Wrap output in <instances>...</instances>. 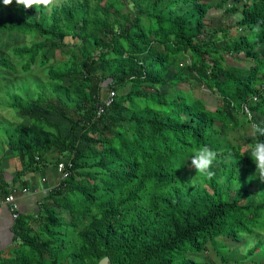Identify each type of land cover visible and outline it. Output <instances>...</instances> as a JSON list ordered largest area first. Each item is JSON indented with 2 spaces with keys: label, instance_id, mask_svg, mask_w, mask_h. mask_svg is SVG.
Returning a JSON list of instances; mask_svg holds the SVG:
<instances>
[{
  "label": "trees",
  "instance_id": "obj_1",
  "mask_svg": "<svg viewBox=\"0 0 264 264\" xmlns=\"http://www.w3.org/2000/svg\"><path fill=\"white\" fill-rule=\"evenodd\" d=\"M234 1L217 7L238 15L235 25L212 28L211 0H67L27 10L13 0L0 13V93L7 88L4 108L22 120L0 125V177L4 152L24 163L17 177L43 163L69 173L36 214L20 213V242L0 264H218L197 260L209 245L223 264L235 251L240 261L264 258V181L246 153L264 136H226L246 130L242 105L253 97L252 118L264 127V0ZM38 62L49 65L47 81L12 85ZM104 88L116 92L109 106ZM204 145L224 162H214L211 180L189 161ZM12 190L0 179L2 198ZM226 238L243 244L232 253Z\"/></svg>",
  "mask_w": 264,
  "mask_h": 264
},
{
  "label": "crops",
  "instance_id": "obj_2",
  "mask_svg": "<svg viewBox=\"0 0 264 264\" xmlns=\"http://www.w3.org/2000/svg\"><path fill=\"white\" fill-rule=\"evenodd\" d=\"M2 169L4 170L1 181H5L10 188L18 190V204L20 213L34 215L39 211V205L50 193V190L60 183L58 167L52 163H43L22 176L18 173L24 168V163L16 157L2 153ZM2 199V195H0ZM16 220L8 207L0 208V260L10 257L20 242L16 239Z\"/></svg>",
  "mask_w": 264,
  "mask_h": 264
},
{
  "label": "rangeland",
  "instance_id": "obj_3",
  "mask_svg": "<svg viewBox=\"0 0 264 264\" xmlns=\"http://www.w3.org/2000/svg\"><path fill=\"white\" fill-rule=\"evenodd\" d=\"M65 1H67V0H53V3L51 4V6L59 5L60 3H63ZM211 2L216 7L213 8L209 12L208 17L206 19V23H207L206 25H208L209 28L217 27V26L222 25L220 23H224V24H226L228 26L235 25L234 22L239 19L238 15H234V16L227 15L225 13V9L224 8L217 7V5L222 2V0H211ZM234 2H235L234 0H229V3L234 4ZM16 7L17 6L11 7V5L10 6H4L2 0H0V13L1 14L8 13V11H12V9H15ZM120 8L125 13L129 12V9L126 8V7H120ZM233 31L235 32V30H233ZM17 35L18 34H12V35L9 36V39L10 40H15L14 37H16V39L19 38L20 36H17ZM221 37H223V36L221 35ZM19 41H21V40H19ZM66 41L70 42V43L71 42H75V40L72 39L71 37L67 38ZM8 56L9 57H18L20 55H18L16 53V54H12V55L8 54ZM236 57L237 58H243V55H237ZM49 60H51L54 63L59 62V60L55 58L54 53L50 54ZM229 61L233 65L234 64L238 65L237 62H235V61H232V60H229ZM35 66L36 67H34L33 70L30 73H28V74L21 73V75H19L20 79L18 81H14V83L12 85L16 84V86H20L22 84V82H27L30 85V87H34L35 83H37L39 81V78H41V77H42V81L43 82L47 81L48 80V75H47V71L46 70H47L49 65L47 67L42 68V67H40V63L38 62ZM238 66L243 67V66H248V64L247 63H240ZM185 84H183V85L186 86V87L187 86L189 87V83H185ZM168 88H169V86L165 85V87H163V90L167 91ZM32 92H33L32 95H34V93L36 95H38V93L36 91L32 90ZM108 92H109V90H107L106 88H104L102 90V94L105 97L108 94ZM6 96H7V88H4L2 90V92L0 93V103H3L2 104L3 107L0 106V125L5 123V122H11V121H15V120H16V122H21L22 121L21 119L16 118L17 115H13V116L11 115L12 112H14L13 110H9V109L6 110L4 108L5 103L8 102L7 100H5ZM202 97H203L204 101L206 102V104L208 106H210V108H212V109H214L215 105L218 103V100L216 99V97L213 94H210L209 90H207L206 88H204V90H203ZM7 99H9V98H7ZM258 119L260 121H262L264 119V116H262V113L259 114ZM24 120H26V119L24 118ZM236 134H241V132L236 131ZM226 136H228L227 137L228 139L233 140V137L236 136V135L233 134V132H232L231 135L227 134ZM241 143L245 144L243 141ZM6 150H8V146L6 147ZM189 161H191L190 158H189ZM234 185H235V187H239V185H240L239 181H237ZM225 240H226L227 244L229 245L231 251H232V249L241 247V245L243 244V242H241V243L237 242V241H235L232 238H226ZM209 247H210L209 251L208 252H203V255L202 256L200 255L199 257H197V260L200 261V262H206V263L211 262V261H217L218 264H223L221 262V260L218 259L215 256V251L213 250L212 246L209 245ZM232 253H233V251H232ZM233 254H234V256L233 255L231 256L232 257L231 261L226 262V264H264V258L258 259L257 261H254V262L251 259L250 260L249 259H245L244 261H240L238 259V257H236L237 256L236 251Z\"/></svg>",
  "mask_w": 264,
  "mask_h": 264
},
{
  "label": "clouds",
  "instance_id": "obj_4",
  "mask_svg": "<svg viewBox=\"0 0 264 264\" xmlns=\"http://www.w3.org/2000/svg\"><path fill=\"white\" fill-rule=\"evenodd\" d=\"M4 6H10L13 4V0H2ZM53 3V0H15V4L17 6H22L24 9H31L40 6L48 7ZM250 103L258 102V97H253L252 100L249 101ZM247 102L242 105L243 114L248 116L249 124H246V130H240L241 134L245 135V143L248 141V138L264 136V127L259 126L252 118L251 114V104ZM263 116V115H262ZM264 121V119L262 120ZM261 121V122H262ZM236 131H238L236 129ZM236 131L233 134H236ZM232 133V132H231ZM231 133H228L231 135ZM228 137V136H227ZM235 137V136H234ZM233 137V139H234ZM231 140V139H229ZM233 141V140H232ZM250 151L246 152L249 153L253 162L256 166V173L261 179L264 181V141L256 140L254 145L249 146ZM219 153L211 148L210 146L204 145L199 148L193 149V153L190 157L191 166L195 168L196 173L201 174L202 176L206 177L207 179L211 180L215 176V172L212 170L214 162L217 161ZM225 161H228L226 159ZM221 165H224L223 160L217 161L215 167L219 169ZM222 170H220V173ZM237 180L235 181V183Z\"/></svg>",
  "mask_w": 264,
  "mask_h": 264
},
{
  "label": "built area",
  "instance_id": "obj_5",
  "mask_svg": "<svg viewBox=\"0 0 264 264\" xmlns=\"http://www.w3.org/2000/svg\"><path fill=\"white\" fill-rule=\"evenodd\" d=\"M115 96H116V92L111 90L106 95V97L103 99V102H105V104L109 106L113 103ZM103 111H104V108L101 107L98 114L101 115ZM58 171L60 172L62 179H66V177L69 174L66 169L65 164H60L58 166ZM18 193L19 192L17 189H13L10 193H8L2 199H0V208L8 207V209L12 213V216L15 220L18 219L20 216V208H19L18 197H17Z\"/></svg>",
  "mask_w": 264,
  "mask_h": 264
},
{
  "label": "water",
  "instance_id": "obj_6",
  "mask_svg": "<svg viewBox=\"0 0 264 264\" xmlns=\"http://www.w3.org/2000/svg\"><path fill=\"white\" fill-rule=\"evenodd\" d=\"M99 264H111L109 257L103 258Z\"/></svg>",
  "mask_w": 264,
  "mask_h": 264
}]
</instances>
